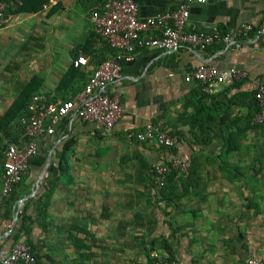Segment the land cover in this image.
Listing matches in <instances>:
<instances>
[{"label":"crops","instance_id":"obj_1","mask_svg":"<svg viewBox=\"0 0 264 264\" xmlns=\"http://www.w3.org/2000/svg\"><path fill=\"white\" fill-rule=\"evenodd\" d=\"M106 1L6 2L12 19L0 28V124L27 94L75 99L99 65L115 58L90 19ZM134 1L142 18L188 3L187 30L194 32L225 34L264 21V0ZM241 45L144 49L122 60L116 88L123 114L112 132L75 115L63 119L38 140L28 174L7 198L0 150V254L15 243L19 214L36 221L40 197L53 190L46 229L35 222L31 232L44 264H152L153 251L178 264L264 260V126L250 122L251 98L264 85V36L250 34ZM79 56L89 65L76 71ZM200 64L244 76L202 90L186 81ZM149 123L163 124L175 146L139 141ZM173 157L186 160L189 172H177L164 198L153 166Z\"/></svg>","mask_w":264,"mask_h":264},{"label":"built area","instance_id":"obj_2","mask_svg":"<svg viewBox=\"0 0 264 264\" xmlns=\"http://www.w3.org/2000/svg\"><path fill=\"white\" fill-rule=\"evenodd\" d=\"M205 3L208 0H197ZM8 4L0 1V28L10 22L12 16L7 12ZM190 18V5L181 3L173 11L161 12L151 17L139 16L138 5L134 0H107L104 6L94 11L90 17L94 31L100 35L110 47L116 51L115 58L106 60L94 71L88 84L73 100H57L49 102L41 94L32 97L27 112L20 120L22 131L20 144H9L5 152L3 195L9 197L28 174L30 163L38 153V140L43 136L55 133L56 125L70 115H75L86 123H97L106 132H112L122 117V94L116 88L121 79L122 60H132L136 52L144 49H159L165 52L178 51L191 46L206 50L217 43H223L228 49L242 47V38L255 34L264 36V21L255 28L252 24L243 23L229 33L219 30L211 32H194L187 30ZM76 67H87L89 60L79 56ZM244 76L236 69L220 73L215 66L198 65L187 75V82H200L206 91H211L234 79ZM260 112L254 123L264 126V85L256 92ZM141 142H155L164 150L175 146V138L161 123H149L145 130L137 135ZM156 175L155 187H165L166 177L172 171L188 174L189 165L186 160L173 157L169 162L157 163L153 166ZM153 264H178L169 255L160 251L151 253ZM0 264H37L32 247L25 243L14 246L8 253L0 254ZM244 264H264L255 256Z\"/></svg>","mask_w":264,"mask_h":264},{"label":"trees","instance_id":"obj_3","mask_svg":"<svg viewBox=\"0 0 264 264\" xmlns=\"http://www.w3.org/2000/svg\"><path fill=\"white\" fill-rule=\"evenodd\" d=\"M0 1L10 3L9 2L10 0H0ZM104 4H105V2L100 6V8L103 7ZM23 10H25V7H23ZM7 12L8 13L12 12L11 5L8 7ZM79 69H81V68L75 67L76 71H78ZM202 90H204L203 85H202ZM256 92L253 94V96L251 98L250 122L253 125L258 126L257 124L254 123L255 116L257 114H259V112H260V105H259L258 100L256 99ZM27 95L28 96H26V98L24 97L23 100H21L20 102H18L14 106V108L9 113V115H7L6 117H4L2 119V122L0 124V150L1 151H5L7 148L8 143H5V145H4L5 139H7V141H9V144H16V145L20 144L21 137H22V131L19 128L20 120L25 115V113L27 112L28 105H29L32 97L34 96V95H30V94H27ZM71 143H72L71 139L67 141L66 146H65L66 152L69 151ZM9 144H8V146H9ZM63 155L64 156H62V158H64L66 154L64 153ZM0 157H2V155H0ZM4 163H5V160L3 162V170H4ZM165 163H167V162H165ZM65 165L66 164H64V166L62 165L60 168L61 175H62L63 171H65ZM177 174H178L177 171L170 172L166 177L165 187L161 190H158L164 198L168 197V194H170V191L173 190V188H174L173 181L175 180V177L177 176ZM155 190H156V188H155ZM52 194H53V190L44 193L40 197V200H39L38 205H37V214H36V219H35L36 221H34L30 216H27L25 214V211L19 214V218L22 220V227L20 228V232L18 234L14 235V237H13V240L15 242L13 247L16 246L17 244H20V243H25V244H28L32 247L33 254L35 255V257L37 259V264H44V263L42 260L43 256L40 255L37 246L33 243V240L31 238L32 224L37 222L43 230L46 229V226H47L46 220L48 218V207H49V203H50V199H51ZM175 196H176L175 198L170 197L169 201L175 202V200L179 199V197H180L178 194ZM23 238L25 239V241L21 242V240ZM151 262L153 264L152 259H151Z\"/></svg>","mask_w":264,"mask_h":264}]
</instances>
